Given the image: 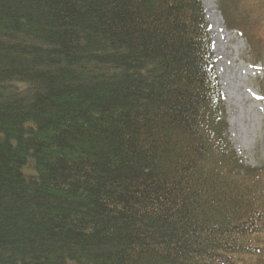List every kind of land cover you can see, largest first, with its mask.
Returning a JSON list of instances; mask_svg holds the SVG:
<instances>
[{
	"label": "trees",
	"instance_id": "obj_1",
	"mask_svg": "<svg viewBox=\"0 0 264 264\" xmlns=\"http://www.w3.org/2000/svg\"><path fill=\"white\" fill-rule=\"evenodd\" d=\"M228 127L202 0H0V264H264Z\"/></svg>",
	"mask_w": 264,
	"mask_h": 264
},
{
	"label": "rangeland",
	"instance_id": "obj_2",
	"mask_svg": "<svg viewBox=\"0 0 264 264\" xmlns=\"http://www.w3.org/2000/svg\"><path fill=\"white\" fill-rule=\"evenodd\" d=\"M202 2L212 24L211 51L229 123V149L264 179V0ZM226 6L229 15L222 12Z\"/></svg>",
	"mask_w": 264,
	"mask_h": 264
},
{
	"label": "bare ground",
	"instance_id": "obj_3",
	"mask_svg": "<svg viewBox=\"0 0 264 264\" xmlns=\"http://www.w3.org/2000/svg\"><path fill=\"white\" fill-rule=\"evenodd\" d=\"M211 11H213V10H210V12H211ZM215 11H216V10H214V12H215Z\"/></svg>",
	"mask_w": 264,
	"mask_h": 264
}]
</instances>
